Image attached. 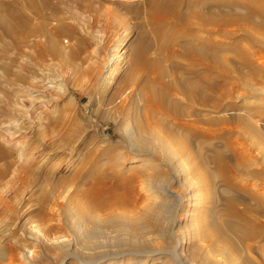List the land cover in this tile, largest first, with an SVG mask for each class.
Masks as SVG:
<instances>
[{
	"label": "rangeland",
	"instance_id": "rangeland-1",
	"mask_svg": "<svg viewBox=\"0 0 264 264\" xmlns=\"http://www.w3.org/2000/svg\"><path fill=\"white\" fill-rule=\"evenodd\" d=\"M33 2L49 16L50 33L58 24L69 30L54 37L53 49L60 48L82 71L74 72L53 56L42 59L30 45L37 38H29L16 52L0 29V51L4 45L8 47L0 52V150L4 154L0 157V264H79L85 260L108 264L105 259L109 264H154L147 253L156 250L165 252L160 255L162 263L157 264H264V75L253 80L257 91L249 88L246 93L237 80L241 71L237 59L232 53H223L220 67L210 64L221 86L216 108L198 102L191 105L181 92L169 91L171 102L178 103L187 116L177 123L159 111L150 114L147 95L138 94L145 78L143 71L133 69V50L147 46L149 56L156 58L162 42L149 20L148 0ZM27 3L0 0V16L23 11L32 17ZM194 21L203 27L199 20ZM36 22L33 26H38ZM240 35L233 39L214 36L217 43L229 44L243 33ZM40 42L46 45L44 38ZM246 44L242 41L250 49ZM79 48L80 56L73 61V52ZM164 60L171 69L167 82L172 80L178 86L175 80L193 78L190 61L174 59L170 53L164 54ZM195 60L194 70L203 78L210 76L205 68L209 62ZM7 63L10 73L3 68ZM108 63L110 73L104 70ZM244 73L246 76V70ZM234 86L240 89L239 95L223 96ZM63 116L75 119L80 129L56 143L55 125L60 126ZM139 124L150 126L167 141L169 138L171 147H177L174 141L178 138L175 142L186 141L189 152L184 165L174 166L176 155H181L177 148L173 151L178 154L172 155L156 139L144 142ZM108 136L112 146L103 141ZM132 163L142 164V168L129 169ZM221 166L228 168L226 174L220 173ZM170 171L179 172L180 179L176 181ZM150 172L165 173L163 187L173 192L168 199L156 196L146 184ZM106 187L117 196L105 195ZM99 188L103 198L111 197L101 205L95 203ZM193 194L204 197L209 228L238 221L229 210L230 199L240 217L257 224L259 232L252 237L226 230L228 243L237 251L233 260L211 249V240L202 239V233L190 224L193 216L190 220L184 217L192 204L185 200ZM165 199L171 208L167 216L162 221L151 220L146 227L135 226L136 235L118 232L113 225L96 230L101 222L120 217L137 220ZM141 254L146 261L134 256Z\"/></svg>",
	"mask_w": 264,
	"mask_h": 264
},
{
	"label": "bare ground",
	"instance_id": "bare-ground-1",
	"mask_svg": "<svg viewBox=\"0 0 264 264\" xmlns=\"http://www.w3.org/2000/svg\"><path fill=\"white\" fill-rule=\"evenodd\" d=\"M25 1L28 2L27 4L31 8V10H32L31 12H32L33 16L32 17L31 16L29 17L28 15L26 16L25 14H23V11L22 12L18 11L17 13L13 12L12 14H10L8 16H4V17L0 16V29L3 31L2 35L7 36L8 38L11 39V41L13 42L14 48H16V52H20L19 50H21L23 48V46L27 43L29 38H37L30 45L33 49H36L40 53L39 55H40V57H42V59L45 57H52L53 56V57L59 59L61 61V63L64 64V66L66 65V67L71 68L74 72L80 73L82 70L79 67V65H78V67L74 66V63L72 64V61H69L70 59L66 58V55L62 53L60 48H59V50L53 49V47L55 46V44L57 42L55 40V38H57V36L59 37V33L67 32L69 30H64V28L58 24V27L54 31V33H56V34H54L53 32L50 33V24L51 23H50L49 16H47L46 13L43 12L44 10H42L41 7L36 6V4L33 2V0L32 1L31 0H25ZM146 4H147L146 8L149 11L148 12L149 20H150L151 24L156 27V32L158 33L157 34L158 39L162 41L161 46L158 50L159 55H157L156 58H151L149 56L148 47L144 46L145 48L144 47L142 48L140 45L133 50L134 53L132 55L131 62H132L133 69L143 71V77L145 79L140 84L141 86H140L138 94L141 95V94L145 93V95H147V106H149V109L151 112L150 114H154V113H157V111H159L163 115V117H165L169 120L171 119L177 123L180 122V120L182 118L187 117V116H185L184 111L180 109V105L178 103L176 104V103L171 102V99L168 96L169 91L181 92L180 95L183 94L185 101L189 102V103L191 102L190 103L191 105L194 104V102H198L199 105L203 104L204 105L203 107L209 105L210 108H216V105L220 101L216 98L217 97L216 93H219L221 91V86L217 82V74H215V67H212V66L210 67V64L213 63L215 66L220 67L222 55L225 52L232 53L235 56V58L237 59L236 63L238 64V66L241 69L240 73H238L239 79H237V80L238 81L240 80V82L243 83V85H244L243 90H245L246 93H248V91L250 92L249 88H251V90H255V92L257 91L256 89L253 88V80L259 79L260 77H262L264 75V0H148V2ZM47 7H49V6H47ZM205 10H206V12H205ZM195 19L199 20L201 22V24L203 25V27L198 25L199 23H195V21H194ZM35 21H37L36 23L38 24V26H33V25H36V24H34ZM205 27H207V28H205ZM208 27H210V28H208ZM247 27H249V28H247ZM200 32H205V33H207V35L202 36L199 34ZM240 32L243 33V36L238 38L237 39L238 41L233 42V43H229V44L217 43L215 40V36H214V35H216V36L219 35V37L223 36L225 38H229V39L232 38L233 39V38H237L238 34L240 35ZM3 36H1V37H3ZM1 37H0V41L2 40ZM41 38H44V40L46 41V45L44 43L40 42ZM244 40L248 42V44L250 45V49H249V46H248V48L247 47L245 48L242 46V41H244ZM248 44H246V45H248ZM4 46H3L4 48H1V50L3 49V51H0L1 54L5 53V51L8 49V47L6 48V45H4ZM58 46H59V44H58ZM80 49L81 48H79L75 52H73V54H74V55H72L73 61H76L78 56H80V53H81ZM169 53L172 57H174V59L176 58V59H182L184 61H190L189 67L192 70V72H194L193 78H187V79L182 78L179 80H175L178 83V86H177V84H175L170 79H169L170 81L167 82V79L169 77H171V69H168L165 66L166 64H165V60H164V54H169ZM2 58L5 59L4 56H2ZM195 58H197V62H198V58H200L204 62L205 61L209 62V65H207L205 68H207L206 71L210 74V76L207 74L208 76L203 78V76L198 71L194 70L195 67L197 66ZM3 59H1V60H3ZM11 63H15V62L12 60ZM109 65L110 64L108 63L104 67V70L106 71V73L111 72L110 69H107L109 67ZM176 67L181 69L180 65H177ZM176 67H172V68L175 69ZM3 68L5 71L9 72L8 63L3 65ZM244 70H246V73H247L246 76H245ZM217 71H219V70H217ZM231 72H233V71H231ZM242 73L244 74L243 76H241ZM229 79H232L231 81H233L232 77ZM234 80H236V79H234ZM237 84H239V82ZM180 87L182 90L180 89ZM247 89H248V91H247ZM239 90L240 89L237 86H234L230 91H228L227 93H224L223 96L226 95L229 98H234V97H236L235 95L239 93ZM243 90H242V92H243ZM221 97H222V95H221ZM239 98H241V97H239ZM243 98H245V97H243ZM231 101H233V100H231ZM229 107H228V109H229ZM212 111L215 112L214 109ZM214 112H212V113H214ZM155 116H157V115H155ZM61 118L62 119H61V122L59 124L60 126L58 127L57 126L58 124L55 125V127H56V143L58 142V140H60V138H62V136L66 135L68 133L72 134V133L76 132V130L80 129L79 124H77V122H75V119H73L72 117L63 116ZM150 119H152V116L150 117ZM153 120H155V119L153 118ZM150 121H152V120H150ZM191 121H193V120H191ZM148 122H149V120H148ZM159 125H161V124H159ZM92 127L94 128L95 134H99L98 129L95 126H92ZM185 127H183V129ZM81 128H82V126H81ZM187 128L190 129L189 126ZM137 129H138L140 135L142 136V139L144 142H149L153 139H156V140L160 141L161 146L164 148V150L168 154L173 155V154L180 153L181 154L180 156L176 155V157H175L177 159V163L174 166H181V164L184 163L183 161H185L184 159H186L187 153L189 152L188 151L189 146H187V144L185 143L186 141L182 142V140H181L179 142H175V141H178L179 138L178 139L175 138L176 139L175 141L172 140V141H174L175 145L177 146V147L176 146L175 147L178 149V150H175L176 148H174V146L173 147L169 146V143L170 144L172 143V142H168L169 138L167 141L166 140L167 138H165V139L163 138V136H162L163 134L159 133L162 136L161 137L150 126H148L146 124H139ZM155 129L157 130L158 128L155 127ZM191 131H193V130H191ZM207 131H208V129H207ZM129 132H131V130ZM160 132H162V131H160ZM187 132H189V131H187ZM167 133H169V131H167ZM171 133L172 132H170V135L167 134V137H168V135L171 136ZM111 139H112L111 136H108V137H104L103 141L108 146H112L113 144H112ZM172 139H174V138H172ZM186 139H183V141ZM140 144H141V142L139 143V145ZM173 148L175 151H177V152L179 151V152L176 153L175 151H173ZM166 152H165V154H166ZM3 155H4L3 152L0 150V157ZM169 163H171V162H169ZM135 164L137 166L133 167V165H135ZM135 164L132 163L131 164L132 166L129 167V169L136 168V167L140 168L142 166V164H137V163H135ZM165 164H168V163H165ZM185 164H186V162H185ZM168 166H169V164H168ZM170 167H171V164H170ZM183 168L185 169V167H183ZM227 171H228L227 167L226 168H225V166L220 167V173L221 174H226ZM118 172H117V174H118ZM150 173L148 176H146L147 177L146 178L147 182L145 181L146 184L148 183L151 190L154 191L156 196L166 197L168 199L173 194V192H171L170 190L163 187L164 186L163 181H164L165 173H151V174ZM171 173H173V175H174L173 178H175L176 181H178L180 179L179 174H177L179 172H171ZM117 185L119 186V184H117ZM102 187H103V189H105L104 186H102ZM191 188H192V186H191ZM107 189H109V190H107ZM107 189L105 190V195L107 193L110 196H112L114 194L113 193L114 190L115 191L118 190V189H116V187L113 188L114 190L111 189L110 187H108ZM100 190L101 189L99 188L98 191H99V193L101 192L100 195H98V196L96 195L97 197H95L97 199V201L95 202V203H97V205L103 204L104 199H107L110 197V196L109 197L107 196V198H106V196H105L103 198L104 191L102 190L103 191L102 192ZM259 192H261V191H259ZM197 195H194V194L190 195L191 197L188 198V201L185 200L186 204H188V203L189 204L192 203V204L190 205L191 209H187V211L183 214L184 217L186 219L190 220V218L193 216L192 217L193 219L191 220L190 224L192 226H194L195 228H197L200 233H202L201 234V235H203L202 239H205V240L208 239L209 241L211 240L210 241V242H212L210 245L211 249L214 252L218 253L219 255L224 256L227 260H229V259L233 260L234 257L235 258L237 257V251L234 248L233 244L228 243L230 241H228L229 238L227 235V231L228 230L233 231L236 234H239L245 238L247 236L252 237V236H255L259 232L257 224L251 219H246V217H245V219H243L242 217H240L239 214L236 213L234 210V200L230 199L229 204H228L229 210L232 213L233 217L237 218L238 221H235V222L232 221V222L228 223V225L225 226L224 228L217 226L215 224H214V226L212 225L213 227L209 228V227H207L208 214H207L206 208L204 207L205 202L202 201V200H204V197L201 195L200 196L199 195L197 196ZM114 196H117V195L114 194ZM116 199H118V197ZM167 199L162 201L160 204H154L153 206L148 208L141 215V217L137 218V220H131V221L129 220L128 221L126 219L127 221H125V220L121 219L122 217H120V219H112L109 221L101 222L97 226L96 230H97V232H101L102 228L105 225H113L118 230V232L120 231L121 233L127 234L129 236L130 235L131 236L136 235L139 230L133 231V228L135 226H139V225L145 226L151 220H155V219L162 221L167 216V214L171 211V208H170L169 203H168L169 200H167ZM115 201L118 202L117 200H115ZM154 203H156V202H154ZM115 205H117V204H115ZM113 208H114V206H113ZM87 214L91 218L93 217V216H91L90 213H87ZM208 223H210V222H208ZM105 227H107V226H105ZM145 227H143V229ZM207 228H209V229H207ZM131 232H132V234H131ZM199 232H196V233H199ZM191 233H192V230H191ZM196 247L200 250L199 244H197ZM209 249H210V247L208 248V250ZM201 252H203V251H201ZM163 253H165V252L161 251V250H156V252H148L147 254H151L149 256V258L153 259L152 262H154V264H157V263H155L156 261H158V263H162V261L160 260V258H161L160 255ZM134 256L137 259L139 258V259H143L144 261H146V256L143 254L138 255V256L134 255ZM153 257H156V258H153ZM103 261H105V263L111 262V261H108L107 259H105ZM79 264H95V263L92 260H85L83 262H80Z\"/></svg>",
	"mask_w": 264,
	"mask_h": 264
}]
</instances>
